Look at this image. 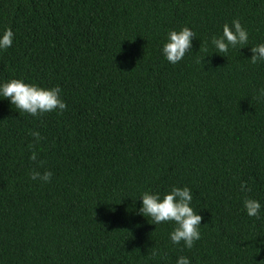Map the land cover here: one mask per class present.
Segmentation results:
<instances>
[{
    "label": "trees",
    "instance_id": "trees-1",
    "mask_svg": "<svg viewBox=\"0 0 264 264\" xmlns=\"http://www.w3.org/2000/svg\"><path fill=\"white\" fill-rule=\"evenodd\" d=\"M234 19L248 44L220 54L212 37ZM185 26L191 51L172 64L163 45ZM8 28L0 85L59 86L67 109L0 97V264H264V0H0ZM173 186L203 218L191 249L139 212Z\"/></svg>",
    "mask_w": 264,
    "mask_h": 264
},
{
    "label": "clouds",
    "instance_id": "clouds-1",
    "mask_svg": "<svg viewBox=\"0 0 264 264\" xmlns=\"http://www.w3.org/2000/svg\"><path fill=\"white\" fill-rule=\"evenodd\" d=\"M195 36L196 33L186 26L179 31L170 30L168 40L162 49L167 61L172 64L181 61L191 51L192 38ZM13 37L12 29H6L0 35V49L11 47ZM212 44L216 48V52L227 54L230 47L234 48L237 45L243 47L248 44V32L239 19H234L231 26L227 23L224 24L221 36L212 37ZM251 51L253 53L251 56L253 64L258 61H264V43L253 46ZM61 92L62 89L59 86L44 88L36 84L26 83L22 79H11L0 85V97L9 99L19 112H26L32 116H39L56 110L63 113L67 109V104L61 98ZM30 135L37 142L41 139L38 131H31ZM30 159L37 161V153L35 151L32 152ZM40 163L42 164V162ZM52 175L51 171H44L41 174L35 169L30 173L31 179H39L45 183L50 182ZM241 190L250 191L245 182L241 183ZM141 197L142 207L139 212L146 217H151L155 225L164 222H174L175 227L170 233V239L173 244H179L183 241L185 247L191 249L194 246V242L201 238L199 227L203 218L190 206L193 194L188 187L173 186L171 191L163 194L162 198L160 193H150L148 191H145ZM244 207L249 216L259 217L261 208L259 201L247 198L244 200ZM176 264H190V260L185 256H181Z\"/></svg>",
    "mask_w": 264,
    "mask_h": 264
}]
</instances>
